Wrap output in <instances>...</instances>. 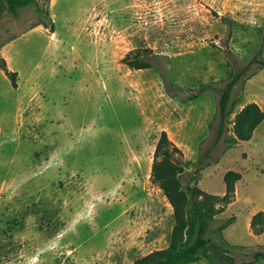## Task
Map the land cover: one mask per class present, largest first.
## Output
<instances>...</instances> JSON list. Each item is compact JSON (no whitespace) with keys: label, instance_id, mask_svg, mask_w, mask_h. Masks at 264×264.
<instances>
[{"label":"rangeland","instance_id":"rangeland-1","mask_svg":"<svg viewBox=\"0 0 264 264\" xmlns=\"http://www.w3.org/2000/svg\"><path fill=\"white\" fill-rule=\"evenodd\" d=\"M149 48L152 67L123 58ZM0 264H132L166 247L174 217L151 182L166 131L191 165L183 184L232 203L208 237L213 263L264 264V121L229 144L245 104L264 111V0H35L13 15L0 1ZM218 137V95L243 71ZM224 224L222 232L217 228Z\"/></svg>","mask_w":264,"mask_h":264},{"label":"trees","instance_id":"trees-1","mask_svg":"<svg viewBox=\"0 0 264 264\" xmlns=\"http://www.w3.org/2000/svg\"><path fill=\"white\" fill-rule=\"evenodd\" d=\"M6 4L7 9L17 15L18 9L35 0H0ZM149 48H136L126 54L123 62L131 69H146L154 64V57ZM259 62L254 56L243 71L231 72L224 81V86L213 89L209 85L203 86L193 98L205 90H213L218 95V114L220 126L218 137L223 134L226 119L231 113L233 104L232 95L235 86L241 81L246 70L254 63ZM264 66V62L262 63ZM0 70L10 80L13 88L17 87V72L8 68L6 60L0 54ZM264 121V111L254 101L245 104L236 112L232 134L225 138L229 144L247 142L256 128ZM191 165L190 161L182 159L181 149L172 141L166 131H162L156 142L151 165L150 180L163 192L172 207L174 225L170 241L162 249L154 250L133 261L132 264H194L203 259L214 262L210 255L211 240L208 232L215 222L220 208L232 203L236 192V182L241 178L237 171L229 170L225 173L223 181L225 192L222 196L209 194L196 185H184L181 175ZM252 232L256 235L264 231V212L259 211L251 217ZM224 224L217 228L222 232Z\"/></svg>","mask_w":264,"mask_h":264},{"label":"crops","instance_id":"crops-1","mask_svg":"<svg viewBox=\"0 0 264 264\" xmlns=\"http://www.w3.org/2000/svg\"><path fill=\"white\" fill-rule=\"evenodd\" d=\"M254 135V134H253ZM253 138V137H252ZM252 138L249 140V141H251L252 140Z\"/></svg>","mask_w":264,"mask_h":264}]
</instances>
